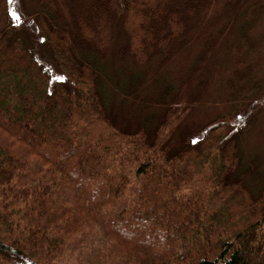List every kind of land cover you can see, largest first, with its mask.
Segmentation results:
<instances>
[{"label":"trees","instance_id":"16d2710c","mask_svg":"<svg viewBox=\"0 0 264 264\" xmlns=\"http://www.w3.org/2000/svg\"><path fill=\"white\" fill-rule=\"evenodd\" d=\"M13 1L0 0V264H68L67 251L79 264H264V186L254 195L232 177L251 119L214 117L198 148L174 151L169 100L159 125L129 131L103 92L113 83L98 59L112 36L115 57L143 65L212 0H37L32 25L63 77L53 82L13 18H27L25 4ZM232 196L240 205L225 206Z\"/></svg>","mask_w":264,"mask_h":264},{"label":"rangeland","instance_id":"374dc122","mask_svg":"<svg viewBox=\"0 0 264 264\" xmlns=\"http://www.w3.org/2000/svg\"><path fill=\"white\" fill-rule=\"evenodd\" d=\"M22 1L28 19L23 16L22 19L15 11V23L22 28L19 32L51 81L58 80L60 75L51 51L46 42H39L32 25L37 0ZM68 1L79 6L81 0ZM65 6L67 13H71L70 5ZM198 18L199 24L195 25ZM193 26L185 35L175 38L160 57L140 66L132 65L125 57L114 56L112 50L118 43L111 47L116 42V34L112 36L107 55L98 59L103 68L109 67L113 83H105L103 89L108 111L124 129H150L163 117L160 103L169 100L176 111L167 148L175 151L186 144L189 148L197 147L202 124L238 110L251 123L244 120L248 126L245 125L238 139L239 160L232 177L240 174L246 187L256 195L264 186V0H212ZM164 89L168 93L162 96ZM257 99L261 105L247 114L248 105ZM197 162L200 165L201 161ZM207 200H211L208 204L212 208H219V201ZM239 202L234 196L228 197L225 206L240 205ZM233 214L229 213L231 220ZM132 225L137 226L135 221ZM66 253L68 264H79L77 251Z\"/></svg>","mask_w":264,"mask_h":264},{"label":"snow or ice","instance_id":"6c2138e0","mask_svg":"<svg viewBox=\"0 0 264 264\" xmlns=\"http://www.w3.org/2000/svg\"><path fill=\"white\" fill-rule=\"evenodd\" d=\"M13 15L15 16L16 14H15V13H13ZM60 79H63V77H60Z\"/></svg>","mask_w":264,"mask_h":264}]
</instances>
